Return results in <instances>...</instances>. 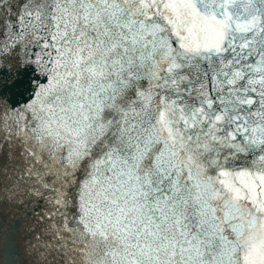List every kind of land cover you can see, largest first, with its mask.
<instances>
[{"label":"snow or ice","instance_id":"1","mask_svg":"<svg viewBox=\"0 0 264 264\" xmlns=\"http://www.w3.org/2000/svg\"><path fill=\"white\" fill-rule=\"evenodd\" d=\"M0 264H264V0H0Z\"/></svg>","mask_w":264,"mask_h":264}]
</instances>
